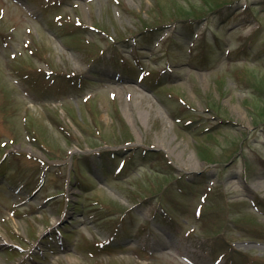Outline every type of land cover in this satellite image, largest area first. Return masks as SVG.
I'll return each instance as SVG.
<instances>
[{"label":"rangeland","instance_id":"1","mask_svg":"<svg viewBox=\"0 0 264 264\" xmlns=\"http://www.w3.org/2000/svg\"><path fill=\"white\" fill-rule=\"evenodd\" d=\"M52 1L0 0V264H264V0Z\"/></svg>","mask_w":264,"mask_h":264},{"label":"trees","instance_id":"2","mask_svg":"<svg viewBox=\"0 0 264 264\" xmlns=\"http://www.w3.org/2000/svg\"><path fill=\"white\" fill-rule=\"evenodd\" d=\"M145 155L146 157H152L154 154H153V151H145Z\"/></svg>","mask_w":264,"mask_h":264}]
</instances>
